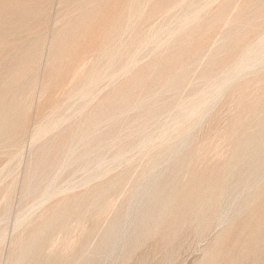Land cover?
<instances>
[{
	"label": "rangeland",
	"instance_id": "1",
	"mask_svg": "<svg viewBox=\"0 0 264 264\" xmlns=\"http://www.w3.org/2000/svg\"><path fill=\"white\" fill-rule=\"evenodd\" d=\"M8 1L5 0V2L7 3L6 4L1 0L0 2L1 3L3 2V4L1 3L0 4L2 6L4 4L9 6L14 2L20 3L21 0H11L9 2ZM30 1L31 0H27V1L22 0V4L23 2L25 3L28 2L31 4L33 1H34L33 4L34 3L36 4V5L32 4L35 7L34 8L35 13L33 14L31 18L21 17V19H18V17L20 16H17V20H15L16 19L14 17L15 15L11 18V16L9 15H12V13L11 12H10L11 14L7 13L9 11H12V9H9V11L7 10L6 12L7 14H4V12L0 11L2 12V14H0V19L2 18L0 21L1 22L0 25L4 26V24L6 25L9 21L11 23H14L10 27L6 25L5 27L7 28L0 26L1 28L0 31L2 30L0 35L4 37L2 38L0 36V38L3 40V42L4 41L6 42V39H7L6 43L5 42L3 43L2 40L0 41V45H1L0 55L2 54L0 56V234H5V236L8 237L9 241L10 239L13 240L16 236L19 238V235H20V238H24L26 236V233L24 232L23 233L24 235L23 234L21 235V233L23 229H26V227L21 228L16 233L14 232L17 219H23V217L29 218L31 216L29 218V222H30V226L33 228V226L36 224L37 221H39V219L44 218L42 220L43 222L46 219L50 218L52 212H53L52 215L58 212L57 213L58 215H62V217L69 219L68 227L71 226L70 229L68 228V230L65 231L64 234L60 236L62 238L60 239L59 237L58 239H60L61 242L64 241L65 243H68L69 247H71L72 249L74 248V245L76 246L78 245L80 241V240L78 241V238L80 237L79 235H81L80 231H82L83 228L88 229V228H93L94 226H97L98 220L100 221V224L102 222H106L105 224L102 223L103 225H100L98 223V225H100L99 227L101 228V230L100 228H96L95 230L96 235H94L92 237L93 240H91V241L95 240V242L91 243V241H89L91 244L96 245L97 242L101 241V236L108 229L111 222L120 214L121 210L123 211L125 209L123 207L127 206V203L130 197L129 195L130 193H132V190L134 191L141 183H143L142 181H144L145 176H147L151 172V165H152L153 159H155L159 155L160 152H163L167 149L168 142H170V144H174V143L176 144L177 142H179L180 140L179 135L181 133V130H183V128H185L186 126L191 125V121H188V125L185 124L182 126H181V122L179 121V125H178L177 120L179 117L178 116L179 113H181L180 110L186 108V106L190 104L189 102L200 99L202 95L206 94L205 96L207 97V95L210 94V91L212 93V91L216 89V88H212L214 87L213 85L217 87V85L222 81V79H224L226 75L233 69L235 64L238 66L242 62L243 60L242 55H244L243 53L247 51V49L250 48L251 45H255L259 41H261V39L262 40L264 39V30H263L264 29V25H263L264 24V19H263L264 18V14H263L264 13V2H263L264 0H208L210 5L208 4L209 6L208 5L204 6L206 7V10L203 9L202 7L203 3L204 4L208 3L206 0L205 2L203 0L201 3H199L200 0L199 1L197 0V3L200 4V8H197L196 2L193 3L195 0H192V1L185 0L188 3L191 2V4H188L182 0H173L174 2L171 0H168V3L166 2L167 4H165V1L167 0H164V1L149 0L151 1L150 4L153 6H151L150 4L148 6V3H149L147 2L148 0L144 2L145 4H143L144 0H142V2L141 0H131L132 2H130V0H124V1L122 0L123 2L119 0L122 4H120L118 0H114V1L108 0L107 2L108 5H109V1H113V3H111L112 5L110 6L113 8V10H117V11L105 10L106 9L105 5H107L105 3L103 4L105 0H98V1L97 0H94V1L93 0H77V1L74 0L77 3L73 2V0H38V1L36 0L37 2L35 0H32L31 2ZM183 2H184V5H183ZM48 3H51V4H48ZM70 3H73V4H70ZM101 3L104 6H101L100 5ZM116 3H117V7H116ZM141 3L142 5H140ZM113 4H115V7ZM192 4H194L197 11L195 10V8L191 7L193 6ZM70 5L74 7H71ZM143 5L146 8L145 7L142 8ZM162 5L163 6L165 5V6L163 7ZM180 5L183 7L182 9L183 11L181 10ZM256 5L259 7H257ZM118 6L120 10H118ZM189 6L193 8L194 10L193 9L191 10ZM98 7L99 8L105 7V9L103 8V10H105V12L103 11L104 16H101V14L97 15L96 9H99ZM109 7L107 8L110 9L111 7L110 8ZM129 7L133 8L134 12L136 10L135 13L133 12L135 14L133 15V17H131L130 15V13L132 14V10ZM148 7L150 9H148ZM153 7H156L154 8L155 10L153 9ZM170 7L172 8V10H170ZM144 8L146 10L148 9L147 11L151 15L147 14L148 12H145L146 10H144ZM166 8H169V11L167 9V11L169 12L168 14H167ZM189 8H190V11H193V13L194 12L197 13L200 9L202 11L204 10L205 13L202 14L203 12L200 10L199 14L197 13V17L201 14L202 16H199L200 19H198L199 17L198 18L193 17V19H197L195 20V22H193L194 20H192V16H196V14L194 13L195 14L194 15L192 13L193 15H191V13L189 12ZM218 8L220 9L216 10ZM151 9H153L154 12L151 11ZM140 10L141 12L143 11L142 14H144L145 12L144 16H146L147 14L145 18L140 13ZM164 10L166 11V14H164V17L166 15V17L168 18L162 17ZM100 11L102 12V10L100 9L99 11L97 10L98 14ZM111 11L113 12L110 14ZM214 11L215 13L217 12L220 13L219 14L220 16L218 14H215L216 16H218V18L216 17L213 18V16H215L213 14ZM114 12L115 13L118 12V13L114 14ZM160 12L162 13L161 14L162 16L160 15L161 17L159 18L158 15L160 14ZM250 12H252L253 14ZM95 13L97 15L96 18L98 20L96 22H95L96 18H94L96 16ZM248 13H250L251 15H249ZM38 14L40 15L39 17H38ZM126 14L128 15V17H126L127 16ZM116 15L117 17L115 18L114 16ZM139 15L142 16V19L139 17ZM42 16H43V19L41 18ZM6 17H9V18L6 19ZM104 17L107 18L108 22L104 20L105 19ZM147 17H148V20H147ZM3 18L8 22H5V20L3 21ZM33 18H34V21H33ZM101 18L102 19L104 18V19L102 20ZM163 18H164V21H163ZM188 18H191V21L189 20L191 24L187 20ZM212 18L214 19V21L218 19V22L216 21V23L215 22L213 23ZM12 19L15 21L13 22ZM172 19H174L175 21ZM42 20H44L43 23H42ZM25 21L27 22L25 23ZM99 21H101L102 23L101 27L104 25L102 29L107 27L103 29V31L105 32L98 31L97 28H99L100 23H99V26H97V28L95 27L98 24L97 22ZM114 21H115L116 26L113 23ZM172 21L174 22V24ZM208 21H209L208 23L209 26H211V22L212 24H215V26L213 25L209 28V30L211 29V31L207 30ZM22 23L24 25L19 27ZM116 23H118L119 25ZM157 23L158 24L160 23V26ZM163 23H166V24H163ZM233 23L236 25H234ZM26 25L28 27H25ZM30 25H33V26H30ZM163 25H165L166 27ZM162 26L163 28L165 27L164 29L165 31L163 30L162 33L163 32L165 33L164 34L161 33V35H157V34H160V31L163 29ZM12 27H15V28H12ZM108 27L109 28L112 27L111 30H113L114 33L111 32V30ZM205 27H207L206 33L207 31H209V33L207 34L204 32ZM23 28L26 30H24ZM93 28L94 30H92ZM156 28L158 30L160 29V31L158 30L155 31ZM7 29H10V30L7 31ZM100 29L101 28H99V30ZM201 29H204V30H201ZM182 30H183V33H182ZM109 31L111 34L109 33ZM239 31H242V32L239 33ZM3 32L5 33L8 32V33L5 34ZM10 32L11 33L13 32V33L10 34ZM97 32L99 34H96ZM102 32L103 34L105 33L104 35H108V34L109 35L107 37L106 36L102 37L103 36ZM154 32L155 33L157 32V34H155ZM202 33H204L203 37L201 36ZM153 34L157 36L154 38ZM10 35L12 37H10ZM17 35L19 36L17 37ZM22 35L23 37L22 39H20ZM25 35L27 36L25 37ZM262 35L263 37H260ZM15 36H16L15 41L10 43L12 41L10 38L14 39ZM103 38H106V39L103 40ZM103 41H105L104 44H103ZM123 41L125 42L122 43ZM107 42L109 44L110 43L111 44L113 43V44L112 45L110 44L109 46ZM106 44L108 45V47ZM100 45L102 47L105 46L104 47L105 49L101 48ZM118 45H121V46H118ZM162 46L164 47L162 48ZM110 47L114 49V51L113 49L112 50L110 49L113 54L109 50ZM97 48L98 50L96 51L95 49ZM116 51H117V54H116ZM100 52L102 53L100 54ZM135 52H136V55H135ZM240 53L242 54L240 55ZM99 54L102 55L101 57H104L106 54H108V56L112 54V56L107 57L106 55L107 58L99 59L98 58L100 57ZM131 55L132 56L135 55V57H132ZM115 56H117L116 57L117 59H115ZM82 58H85V60L89 59L90 62L85 68H88L90 70V73H92L94 68L98 66L96 70H94V74L95 72H97L95 74L96 75L95 79L98 76V79H100L101 81L96 79L100 81L98 83V81L94 79L95 81L94 86L96 87V84H97L98 89L97 87L92 88L94 92L92 91V95H91V96L93 95L96 96V94L100 92L97 94L98 96H96L98 99L94 101L95 103H93V100L96 97H94L93 99V97L90 96L89 98L91 99H88V96L84 98L83 96H81L82 93L80 94L81 87L87 80L86 78L88 77V75H90L89 70L88 72H87V69L84 71V69L81 68L80 70L79 64L82 62ZM108 60L112 61L113 64H111V62H109ZM77 61L80 63H78ZM186 63L187 64L189 63V64L187 65ZM112 65H113L112 69H109V67L111 68ZM72 66H74L75 68ZM104 66L108 69L109 72L107 70L106 72L105 69H103ZM227 67H228V70H227ZM255 67L256 69L254 68L253 69L250 68L251 70L247 69L242 75V77L243 76L244 77L240 79V81L242 80L243 82L235 81L233 84V87H231L229 91L226 94H224V96L221 97V99H219V101H216L213 103L210 102L211 104L209 105L211 107V110L208 114H206L205 118H203L204 116L198 113L201 115L203 120L196 114L192 116L193 121H196V123H198L199 125L198 124L195 125L197 126V128L193 127L194 134H193L192 139L190 140L189 143H187V145L182 147L181 152L179 154L180 156H182V158H187V161L183 165L184 167L182 166L184 159H181L180 156H179L180 160L176 164L178 167H176L174 162H173L174 164L169 163V165L167 163L165 166H163V164L165 163L161 164L162 166L159 165L160 168L164 167L163 169L161 168L162 171L160 168L158 169V171L160 170L163 173L161 177L162 179L161 181L162 183L165 181V183L163 184L168 185L167 190L170 191L171 196L174 198L173 203L164 208L163 214H162V220H161L159 228L153 234L149 235L146 239H144L139 244V246H137L134 250H132L130 255L125 256V257L121 255L116 256L108 261L102 262L101 264H167L168 263L167 260L172 254H174V257L170 264H199L206 257V250L210 246H214L218 239L220 240V243L217 244L216 247L219 250L220 254H219V260L217 264H229L230 262L229 255L235 252H239L240 250L243 249L247 240L251 237L254 231L258 229L261 225L260 223L262 221V215L258 214L259 213L258 206L264 205V183L262 185V190H261L262 196L260 195L261 198L259 201L258 200L256 201L254 200V198H251V201L248 204L249 207L245 210V212L242 215H239L234 221L227 223L226 224L227 226H225V224L221 225V227L214 226L212 228L213 230H210L209 233L206 234L204 238L199 237L197 233V222H194L193 221L194 219L193 220L191 219L192 214L188 212L187 214L184 215V214H181L182 212L180 211L186 210V206L182 204V197H184L185 193L190 189V187L196 186V188L199 190L198 194L204 195V193L206 192V188H207L206 186L209 184V182L221 183L223 181L227 164L228 162L233 160L234 155L236 153V148H237L236 138L232 137L233 135L229 132L231 128L229 127H233V125H235V122H237V118L238 120L239 118L240 119L244 118L245 116L244 113H246L247 117H249L250 116L249 109H251L250 113L252 114V116L250 117L252 119V117L254 118L253 115L255 111L262 109V107L264 106V98H262L264 97V93L261 94V92L264 90V66H261V67L255 66ZM98 68L100 70H98ZM72 69H75V70H72ZM127 69L128 70L130 69V70L128 71ZM76 71H79V72L81 71V72L77 76H75L76 79H74L73 77H74V74L76 75ZM85 72L89 74H86L87 75L86 76L84 75ZM102 73H103V76H102ZM258 73L259 75H257ZM111 74L113 75L115 74L114 77ZM72 75H73L72 77L73 79H71ZM110 75L112 76L111 78H110ZM175 78L177 79L174 80ZM70 79L71 81L74 80V82H71L69 84ZM259 80L262 82H260ZM29 84L30 85L32 84V86H29ZM42 84L46 87H44ZM170 84L171 86H169ZM258 84L259 85L262 84V85L258 87L257 86ZM21 87H24L22 88V91H21ZM210 87L211 89H209ZM239 87H240V90H238ZM27 89L28 90L31 89L32 93L30 92L31 90L27 91ZM246 89H248V92ZM202 90L204 92H202ZM206 90L209 92H207ZM231 90H232L233 96L230 95ZM235 91H237V93ZM239 91H242L240 93L241 95L238 94ZM254 91L256 94L254 93ZM201 92L204 94H201ZM244 92H247V95ZM257 92H258V95H257ZM228 93L230 95V98H229ZM28 94L29 96H27ZM198 94L199 95L201 94V96H199ZM250 94L252 95V99H254V101H256L257 103L256 107H254L256 103L254 104V101H252V99L250 98L251 96ZM254 94L256 95V97L257 96L259 97L260 94L262 95L260 100H263L262 101L263 104L259 100L260 97L259 98L257 97L258 101L257 99L255 100ZM238 95L240 97L242 96L243 98L241 97L242 98L241 99ZM227 96L229 99L227 98ZM235 97L239 99H235ZM231 98L234 99L235 103L239 101V103H237V106L234 105L233 100H232V103L230 102ZM226 99H228L229 102L226 101ZM87 100H90V102L92 100L91 104L88 105V102H86ZM96 101L98 103H96ZM243 101L248 106L247 105L243 106L242 105L244 104ZM83 102L85 103L83 104ZM207 102L209 103V99ZM81 103L83 105V109L78 108ZM229 103H231V105ZM249 103L251 104V106ZM232 104L234 105L233 107H231ZM84 105L85 107L86 106L87 107L89 106V107L86 108L85 110ZM238 105L239 107H242V106L243 107L239 108ZM235 106L238 107L237 109L238 111L240 110L238 114H236L237 111L234 110ZM93 107L95 108L93 109ZM178 107L180 108L178 109ZM207 107L209 106L207 105ZM156 108H159V109L161 108V110L156 109ZM252 108L253 109L257 108V109L253 110ZM77 109H79L80 112ZM80 109H82L84 112L82 113V110ZM243 109L244 110L246 109V111L247 110L249 111L244 112ZM96 110L98 112H95ZM151 110L152 112H150ZM155 110H158V113ZM144 112L146 114H144ZM147 112L148 114L149 113L150 114L147 115ZM89 115L91 116V118ZM237 115H239V117ZM69 116L70 117L72 116L71 119ZM197 116L200 119H198ZM235 116H236V119H234ZM67 118H69L70 121H68ZM63 119L64 121L65 120L67 121V124L63 122ZM80 120H82V122H80ZM89 120L90 121L92 120L93 122L91 123ZM200 120H202L201 123L198 122ZM230 120L231 121L236 120V121L231 122ZM96 121L98 122L99 126H97L98 128H96L95 133L92 134V132H90L92 131V127H89V126H92L93 123L94 124L96 123L97 125ZM214 121L215 122L217 121V122L215 123ZM131 123L133 124V126ZM194 123L195 122H193L192 124L194 125ZM228 123L230 124L228 125ZM178 126L181 127L179 128V130H178ZM212 127H215V128H212ZM76 128L78 129V131ZM176 129L178 132L176 131ZM254 129L256 128L255 127L252 128V130ZM79 130L83 132L81 133L80 131L81 134L79 133V136H77ZM46 131L47 132L49 131L48 136L46 135L47 133H45ZM207 131L209 132L208 134H207ZM211 131L212 133H210ZM88 132H90L91 134ZM83 133H84L85 138L88 136L87 138L89 139V141L85 139L84 137H82ZM177 133H179V135H177ZM213 133H215L214 134L215 137L213 136L214 137L213 140L215 142L212 140V136H211V134L213 135ZM217 133L219 135H217ZM220 133H222L223 136L224 135L225 136L221 137L222 134ZM74 134H76L75 137L77 136V138H75L74 136L72 137V135ZM80 136L82 137V139H80L81 138ZM146 136H147L146 142H141L144 139L143 137H146ZM176 136L178 139L173 138ZM201 137L203 139H201ZM231 137H232V140H231ZM83 138L86 140L85 141L86 143L84 142ZM148 138H150V140ZM206 138L208 139L207 140L208 142H206ZM218 138L221 141H225L226 144L223 142L224 147L222 146L223 143L219 141ZM75 139L77 143H79V147L77 146L76 143L75 145H73L74 143H72V141L74 140L73 142H76ZM77 139L78 140L80 139L82 142L81 141L78 142ZM96 139L98 141H95ZM139 139L141 143H144V144L146 143V144L145 145L137 144L139 143L138 142ZM165 140L166 141L168 140V142H164ZM175 140H177V142H175ZM202 140L206 144L208 143L211 144L210 148L212 149L211 150L210 148L207 149L209 152L207 150L205 151L204 148L202 149V146L204 143ZM161 141L164 142L165 144L167 143V145L162 144ZM92 142L94 143L96 142V143L94 144ZM213 143L215 145L212 146ZM158 144L162 146L164 145V146L159 147ZM215 146H218L217 147L218 149L221 148L219 149V152L223 154L224 157L223 155L220 156L221 154L218 151H217L218 153L215 151V149L217 150V148L214 149ZM64 147L65 149L63 150ZM81 147H84V149ZM93 147L95 150L93 149ZM70 148L72 150L74 149L73 151L74 153L76 152L75 153L76 155L72 152ZM68 149L71 151V152L69 151L70 153L68 152ZM203 151L204 153L206 152L205 154L210 153L209 155L211 156V153H212L213 154L212 156L214 155L215 156L210 157L209 155H206L208 156L209 159L205 156V158H200L202 161L198 160L199 156L203 154L202 153ZM118 153L119 154L124 153L126 155V157L124 156V158H127V159L124 161L121 160V162H119V160L117 161L114 159L113 161L112 158H114V156L117 155ZM196 153L198 156L196 155ZM69 154H71L72 157ZM195 156H197V158ZM99 158H100V161H102V159H105L103 161L107 163V164H104L103 161L101 162L103 163L101 167L103 168L104 166L103 168L104 170L101 169V167L97 168L99 167L97 166V160L99 161ZM206 158L208 159L210 163L207 161ZM67 159H69L70 161L69 160L67 161ZM195 159L197 162L198 161L199 162L196 163ZM106 160L113 161V163L110 161L107 162ZM219 160L221 161L224 160V161L221 162ZM188 161L190 162L188 163ZM194 161L197 164V166L195 165ZM212 161H214L213 163L216 167L213 164L210 165ZM203 162L204 164L202 165ZM109 163H112V164L109 165ZM216 163L218 165H216ZM60 164L64 166L63 169L62 168L58 169L61 166ZM81 164L82 165L85 164L84 167ZM171 164L173 166L170 168ZM205 164L206 165L208 164L210 168L209 170L207 169L208 166H206ZM185 165L186 166L190 165L191 167L189 168L187 166V168H189L187 169ZM95 166H97L96 169H95ZM110 166H113L111 167L113 168L112 171H110V169L109 170L107 169ZM213 166H214L213 169L215 172L221 169L219 173L217 172L218 175L217 174L214 175L215 172L212 171ZM217 166L220 168L219 170ZM173 167L179 168V170L178 169L175 170ZM193 167L195 168L193 169ZM196 167L197 168L201 167L202 170L201 169L196 170ZM168 168L170 169L173 168L172 170L175 171V174L172 173L174 172L172 170L167 171V170H170ZM203 168H205L206 170ZM194 170L196 172H194ZM203 170L205 172L204 174L201 173ZM209 171L211 172L210 175H209L210 173ZM154 172H157V170ZM104 173L108 177H106ZM171 174L173 175V177ZM207 174H208V177H207ZM170 175H171L170 177L171 180L169 179ZM164 178L169 179V180L167 179L168 183L166 182V179ZM212 178L213 179L215 178V179L212 180ZM51 179L53 182L51 181ZM111 185H114L116 187L113 186L111 190L108 191L107 188ZM44 189L47 192L44 191ZM50 189L52 191L55 190L56 196L58 195L59 196L58 197L55 196L56 197L55 199H53L54 197L49 200H47L46 198L44 199L43 196L46 197V194L50 193ZM113 192H117L116 195ZM79 193H82V195L80 196H84V197L82 198L80 197L76 199L78 200L77 202L75 200V197H73V195L76 194L75 196L78 197ZM71 194L73 195L71 196ZM68 196H70V198ZM67 197L69 198V200H73V199L74 200L69 202ZM109 198L111 200H109ZM63 199L68 200L70 204H72L71 202H73L75 206L73 204L72 206H69L70 204L67 201L64 202L65 200L63 201ZM58 200L63 201L62 203H65V205L67 203V205L63 207L64 204L62 205L60 201H59L60 206L57 205L58 203L55 204V202L56 201L58 202ZM43 201L44 203L45 201L47 202L45 203L46 205L45 204L43 205L42 203ZM106 202L112 206L109 207L110 212L108 210L109 213L104 214L102 211L105 207ZM52 204H54V206H51ZM56 205L58 206V208L56 207ZM50 206L55 207L54 209L56 210L57 209L59 210L54 213L55 210L53 208H50ZM39 207H42V208H39ZM223 208H226L225 204H223L216 210L217 211L222 210ZM106 214L107 215L109 214L110 216L109 215L107 216ZM179 215H183V217H179ZM107 217H109L108 218L109 220L107 219L108 221L106 220ZM212 217L213 215H209V218L212 219ZM64 218H61V219L63 220ZM96 218H99V219L96 220ZM91 219H93V222L94 220H96L97 223L94 222L95 223L94 224ZM173 227H178L180 236L177 240H174L173 242H171L168 240V238L173 231L172 230ZM29 228L30 227L28 226L26 231H28ZM99 231L101 232L104 231V232L100 233ZM97 232L99 233L97 234ZM69 234L72 236V238H70V243L67 241V239L69 240ZM58 241L59 240H57V242ZM75 241H77V244ZM71 242L72 243L75 242V243L72 245ZM226 242H229V244ZM90 243H88V245ZM58 244H60V241ZM91 244L89 246H91ZM223 245L225 246L224 248H223ZM11 250L12 248H11V245L9 244L7 245L6 249L5 247H3V251L5 255H8L11 252ZM76 261L77 260H75L74 263Z\"/></svg>",
	"mask_w": 264,
	"mask_h": 264
},
{
	"label": "bare ground",
	"instance_id": "2",
	"mask_svg": "<svg viewBox=\"0 0 264 264\" xmlns=\"http://www.w3.org/2000/svg\"><path fill=\"white\" fill-rule=\"evenodd\" d=\"M1 1V0H0ZM4 3H6L5 2V0H2ZM8 1V0H7ZM9 1H11V0H9ZM8 1V2H9ZM24 1V0H23ZM25 1H27V0H25ZM32 1V0H31ZM30 1V2H31ZM36 1V0H35ZM38 1V0H37ZM36 1V2H37ZM75 1H77V0H75ZM74 0H73V2H75ZM94 1V0H93ZM98 1V0H97ZM114 1V0H113ZM113 1H109V5H108V0H105L104 2H103V4L105 3V4H107V5H105V7H106V9H105V7H103L105 10H107V11H109V10H113V8L110 6V5H112L111 3H113ZM119 1V0H118ZM120 1H122V0H120ZM119 1V2H120ZM124 1V0H123ZM122 1V2H123ZM152 1V0H151ZM151 1H147V2H149L148 3V6H149V4H150V2ZM162 1H164V0H162ZM171 1H173V0H171ZM182 1H185V0H182ZM182 1H180V2H182ZM187 1V0H186ZM185 1V2H186ZM188 1H190V0H188ZM192 1V0H191ZM199 1V0H198ZM203 0H200V2L199 3H201ZM208 3L206 4H204L203 3V9H205L206 10V7H204V6H206V5H208L209 4V1L208 0H206ZM3 2L1 3V4H3ZM17 2V1H16ZM29 2V1H28ZM25 3V2H23V4H22V0L20 1V3L19 2H17V3H12L11 5H1L0 4V11H2V12H4V14H7V13H9V14H11L12 13V15H9V16H11V18L14 16L16 19L15 20H17V16H20V17H18V19H21V17H26V18H31L32 16H33V14L35 13L34 12V6L33 5H36L35 3L33 4V2L30 4V3ZM45 2V1H44ZM58 2H60V1H58ZM101 2V1H100ZM118 2V3H119ZM127 2H129V1H127ZM130 2H132L131 0H130ZM137 2V1H136ZM135 2V3H136ZM140 2V1H139ZM141 2H142V0H141ZM144 2H146V0H144L143 1V4H145ZM168 3V0L167 1H165V4H167ZM174 2V1H173ZM173 2H172V4H173ZM197 3V0H195L193 3ZM204 2H205V0H204ZM246 2V1H245ZM264 2V1H263ZM43 3V2H42ZM75 3H77V2H75ZM74 3V4H75ZM85 3V2H84ZM90 3V2H89ZM164 3V2H163ZM186 3H188V2H186ZM213 3V2H212ZM7 4V3H6ZM9 4V3H8ZM33 4V5H32ZM44 4V3H43ZM48 4H51V3H48ZM53 4V3H52ZM70 4H73V3H70ZM102 3L100 4L101 6H104ZM120 4H122L121 2H120ZM188 4H191V2H189ZM259 4V3H258ZM261 4V3H260ZM263 4V3H262ZM38 5V4H37ZM68 5V4H67ZM66 5V6H67ZM97 5H98V3H97ZM99 5V6H100ZM114 5V7H115V4H113ZM119 5V4H118ZM140 5H142V3L140 4ZM151 5V4H150ZM169 5V4H168ZM183 5H184V2H183ZM193 6H191V7H193V8H195V6H194V4H192ZM196 5V4H195ZM210 5V4H209ZM208 5V6H209ZM243 5V4H242ZM69 6V5H68ZM71 7H74V6H72V5H70ZM94 6V5H93ZM112 8H110V7ZM147 6V5H146ZM151 6H153V5H151ZM163 6V5H162ZM165 6V5H164ZM163 6V7H164ZM171 6V5H170ZM181 6V5H180ZM189 6V7H190ZM197 8H200V4H198L197 3ZM247 6V5H246ZM252 6V5H251ZM257 6V5H256ZM40 7H42V6H40ZM49 7H50V5H49ZM107 7H109L110 9H108ZM116 7H117V3H116ZM133 7V6H132ZM140 7V6H139ZM143 7H145L144 5L142 6V8ZM157 7V6H156ZM156 7H153V9L154 8H156ZM169 7V6H168ZM172 7H173V5H172ZM190 7V8H191ZM250 7V6H249ZM257 7H259V6H257ZM45 8V7H44ZM96 8V7H95ZM99 8V7H98ZM102 8V7H101ZM101 8H99L100 10H102V12L100 13L99 12V14H98V12H97V10L99 11V9H96V13H97V15H100L101 14V16H104V14H103V11L105 12V10H103V8L101 9ZM131 10H132V14L130 13V15H131V17H133V15H135L134 13L136 12V10H135V12L133 11V8H131V7H129ZM141 8V7H140ZM146 8V7H145ZM144 8V10H146ZM188 8V7H187ZM190 8H189V12L191 13V15H193L194 13L196 14V16H192V20H194L193 22H195V20H197V19H193V17H197V13L199 14V12H200V10L196 13V12H194L193 13V11H190ZM193 8H191V10L193 9ZM9 9H12V11H9ZM47 9V8H46ZM55 9V8H54ZM68 9V8H67ZM126 9V8H125ZM130 9H129V11H130ZM148 9H150L149 7H148ZM147 9V10H148ZM153 9H151V11H153ZM159 9V8H158ZM162 9V8H161ZM167 9H168V11H169V8H166V11H167ZM176 9V8H175ZM175 9H174V11H175ZM183 9V7L181 6V10ZM220 8H218V9H216V10H219ZM248 9V8H247ZM251 9V8H250ZM255 9V8H254ZM7 10L9 11V12H7ZM56 10V9H55ZM69 10V9H68ZM82 10V9H81ZM84 10V9H83ZM118 10H120V8H119V6H118ZM143 10V9H142ZM145 11V12H148V11ZM155 10V9H154ZM170 10H172V8L170 7ZM188 10V9H187ZM194 10V9H193ZM195 10H196V8H195ZM260 10V9H259ZM263 10V9H262ZM41 11V10H40ZM44 11V10H43ZM95 11V10H94ZM113 11H117V10H113ZM113 11H111L110 12V14L113 12ZM166 11L164 10V12H163V16L161 15L162 13L160 12V14L158 15L159 16V18L162 16V17H164V14H166ZM167 11V14L169 13ZM183 11V10H182ZM197 11V10H196ZM202 11V10H201ZM2 12H0V14H2ZM7 12V13H6ZM11 12V13H10ZM45 12V11H44ZM54 12V11H53ZM127 12V11H126ZM134 12V13H133ZM145 12H144V14H145ZM154 12V11H153ZM153 12H152V14H153ZM181 12V11H180ZM184 12H186V11H184ZM183 12V13H184ZM203 12V13H202ZM201 13L202 14H204L205 12H204V10L202 11ZM245 12V11H244ZM259 12V11H258ZM42 13V12H41ZM41 13H39V14H41ZM96 13H95V15H96ZM107 13V12H106ZM109 13V12H108ZM118 13V12H117ZM117 13H115L114 12V14H117ZM123 13H125V12H123ZM140 13L142 14L143 13V11L141 12V10H140ZM189 13V14H190ZM193 13V14H192ZM200 13V14H201ZM250 13H252V12H250ZM250 13H248L249 15H251ZM38 14V17L40 16ZM45 14V13H44ZM129 14V13H128ZM144 14H142L143 16H144ZM147 14H149V15H151L149 12L147 13ZM147 14H146V16H147ZM185 14V13H184ZM194 14V15H195ZM202 14L201 15H199V16H202ZM214 15L215 14H220L219 12H217V13H215V11H214V13H213ZM247 14V15H248ZM253 14V13H252ZM264 14V13H263ZM8 15H6V16H8ZM43 15V14H42ZM97 15L94 17V18H96L97 17ZM127 15V14H126ZM125 15V16H126ZM161 15V16H160ZM170 15V14H169ZM168 15V16H169ZM188 15V14H187ZM205 15H207V14H205ZM221 15H222V13H221ZM244 15H245V13H244ZM100 16V17H101ZM113 16V15H112ZM146 16H144V18L146 17ZM198 16V17H199ZM220 16V15H219ZM226 16V15H225ZM115 18L117 17V15L116 16H114ZM126 17H128V15L126 16ZM136 17H138V16H136ZM139 17L142 19V16H140L139 15ZM165 17H166V15H165ZM164 17V18H165ZM191 17V16H190ZM197 17V18H198ZM205 17V16H204ZM218 18V16H213V18ZM259 17H261V16H259ZM4 18H5V16H4ZM3 18V21L5 20ZM9 17H6V19H8ZM34 18H35V16H34ZM34 18H33V21H34ZM42 19H43V16L41 17ZM45 18V17H44ZM50 18V17H49ZM88 18V17H87ZM105 18V17H104ZM103 18V19H104ZM150 18V17H149ZM164 18H163V21H164ZM166 18H168V17H166ZM183 18V17H182ZM187 18V17H186ZM212 18V19H213ZM239 18V17H238ZM2 19V18H1ZM1 19H0V21H1ZM40 19V18H39ZM99 19V18H98ZM102 19V18H101ZM102 19V20H103ZM127 19V18H126ZM138 19V18H137ZM171 19V18H170ZM169 19V20H170ZM198 19H200V17L198 18ZM202 19V18H201ZM212 19H210V20H212ZM255 19V18H254ZM264 19V18H263ZM10 20V19H9ZM15 20H13L12 19V21L14 22ZM31 20V19H30ZM104 20H106V22H108L107 21V18H105ZM111 20V19H110ZM147 20H148V17H147ZM150 20V19H149ZM160 20V19H159ZM172 20H174V19H172ZM186 20V19H185ZM188 21L190 20L191 21V18H188L187 19ZM237 20V19H236ZM245 20V19H244ZM258 20V19H257ZM256 20V21H257ZM28 21V20H27ZM27 21H25V23L27 22ZM43 21L44 20H42V23H43ZM96 21H98L97 20V18H96V20H95V22ZM127 21V20H126ZM143 21H145V20H143ZM143 21H142V23H143ZM175 21V20H174ZM181 21V20H180ZM190 21H189V23H190ZM216 21L218 22V19H216L215 21H214V19H213V23L215 22L216 23ZM239 21V20H238ZM242 21V20H241ZM260 21V20H259ZM5 22H8V21H6L5 20ZM10 22V21H9ZM7 23L6 25L7 26H12V24H14V23ZM32 22V21H31ZM30 22V23H31ZM159 22V21H158ZM170 22V21H169ZM173 22V21H172ZM192 22V23H193ZM234 22V21H233ZM20 23V22H19ZM98 24L95 26L96 28H97V26H99V23H100V26H99V28H101L102 29V27H104V25L101 27V25H102V23H101V21H99V22H97ZM110 23V22H109ZM114 23V25H115V21L113 22ZM147 23V22H146ZM196 23H197V21H196ZM209 21L207 22V26H208V29L207 30H209V28L211 27V26H215V24H212V22H211V26H209ZM256 23V22H255ZM261 23V22H260ZM0 24H1V22H0ZM28 24V23H27ZM89 24V23H88ZM107 24V23H106ZM116 24H118V23H116ZM127 24V23H126ZM132 24V23H131ZM158 24V23H157ZM156 24V25H157ZM162 24V23H161ZM163 24H166V23H163ZM167 24H169V23H167ZM171 24V23H170ZM173 24H174V22H173ZM191 24V23H190ZM234 24V23H233ZM5 24H4V26L3 25H0V26H2V27H5L6 26ZM16 25V24H15ZM19 25V24H18ZM24 24L22 23L19 27H21V26H23ZM39 25V24H38ZM52 25V24H51ZM119 25V24H118ZM117 25V26H118ZM129 25V24H128ZM133 25V24H132ZM139 25V24H138ZM159 26H160V23L158 24ZM157 25V26H158ZM176 25V24H175ZM181 25V24H180ZM200 25V24H199ZM206 25V24H205ZM234 25H236V24H234ZM264 25V24H263ZM30 26H33V25H30ZM29 26V27H30ZM35 26V25H34ZM106 26V25H105ZM108 26V25H107ZM116 26V25H115ZM127 26V25H126ZM163 26H165V25H163ZM163 26H162V28H163ZM191 26V25H190ZM204 26V25H203ZM238 26V25H237ZM242 26V25H241ZM19 27H17V28H19ZM25 27H28L27 25L25 26ZM39 27V26H38ZM51 27V26H50ZM113 27V26H112ZM111 27V28H112ZM128 27V26H127ZM134 27V26H133ZM138 27V26H137ZM166 27V26H165ZM165 27L160 31V29L158 30L157 28H156V30L155 31H160V34H157V32L155 33V34H157V35H161V33H162V31L165 29ZM172 27V26H171ZM183 27V26H182ZM181 27V28H182ZM187 27V26H186ZM202 27V26H201ZM235 27V26H234ZM5 28H7V27H5ZM12 28H15V27H12ZM76 28V27H75ZM99 28H97L98 29V31L99 32H101V31H103V29H105V28H107V27H105V28H103L102 30L100 29L99 30ZM109 28V27H108ZM111 28H109L110 30H111ZM126 28V27H125ZM129 28V27H128ZM175 28V27H174ZM180 28V27H179ZM190 28V27H189ZM206 28L207 27H205V30L204 29H201V30H204V32L206 33ZM213 28V27H212ZM241 28V27H240ZM1 29V28H0ZM21 29V28H20ZM24 29V28H23ZM34 29V28H33ZM32 29V30H33ZM78 29V28H77ZM121 29V28H120ZM133 29V28H132ZM142 29V28H141ZM171 29V28H170ZM178 29V28H177ZM187 29V28H186ZM192 29V28H191ZM228 29V28H227ZM248 29V28H247ZM252 29V28H251ZM8 30H10V29H7V31ZM13 30V29H12ZM18 30V29H17ZM24 30H26V29H24ZM92 30H94V28L92 29ZM153 30V29H152ZM181 30V29H180ZM232 30V29H231ZM264 30V29H263ZM2 31V30H1ZM1 31H0V33H1ZM5 31V30H4ZM22 31V30H21ZM150 31V30H149ZM165 31V30H164ZM200 31V30H199ZM209 31H211V29L209 30ZM209 31H207V33H209ZM250 31V30H249ZM15 32V31H14ZM103 32H105V31H103ZM103 32H102V34H103ZM111 32H113L114 33V31L113 30H111ZM121 32V31H120ZM147 32V31H146ZM151 32V31H150ZM185 32V31H184ZM202 32V31H201ZM240 32H242V31H239V33ZM3 33H5V32H3ZM6 33H8V32H6ZM5 33V34H6ZM13 33V32H12ZM11 32H10V34H12ZM109 33H110V31H109ZM159 33V32H158ZM165 32H163L162 34H164ZM182 33H183V30H182ZM206 33V34H207ZM230 33V32H229ZM96 34H99L98 32L96 33ZM101 34V35H102ZM105 34V33H104ZM103 34V36L102 37H107L109 34L108 33H106V34H108V35H104ZM111 34V33H110ZM155 34H153V36H154V38L157 36V35H155ZM179 34H181V33H179ZM195 34V33H194ZM203 34L204 33H202L201 34V36L203 37ZM232 34V33H231ZM4 35V34H3ZM114 35H116V34H114ZM148 35V34H147ZM238 35V34H237ZM1 36V35H0ZM19 35H17V37H18ZM27 35H25V37H26ZM98 36H100V35H98ZM166 36V35H165ZM186 36V35H185ZM2 37V36H1ZM10 37H12L11 35H10ZM22 37H23V35L21 36V38L20 39H22ZM24 37V38H25ZM151 37V36H150ZM162 37H163V35H162ZM260 37H263V35L262 36H260ZM2 38H4V37H2ZM7 38V37H6ZM5 38V39H6ZM9 38V37H8ZM15 38H16V36L14 37V39H12V38H10L12 41L10 42V43H12V42H14L15 41ZM152 38V37H151ZM158 38V37H157ZM156 38V39H157ZM170 38V37H169ZM255 38V37H254ZM257 38V37H256ZM9 39V40H10ZM104 39H106V38H103V40ZM110 39V38H109ZM184 39V38H183ZM2 39L0 38V41H1ZM18 40V39H17ZM224 40V39H223ZM228 40V39H227ZM259 40V39H258ZM106 41V40H105ZM105 41H103V44H104V42ZM143 41H145V40H143ZM235 41V40H234ZM252 41V40H251ZM2 42H3V40H2ZM5 42V41H4ZM3 42V43H4ZM6 42H7V39H6ZM5 42V43H6ZM9 42V41H8ZM111 42V41H110ZM125 41H123L122 43H124ZM193 42H194V40H193ZM199 42V41H198ZM247 42V41H246ZM108 43V42H107ZM230 43V42H229ZM9 44V43H8ZM103 44H102V46H103ZM109 44V43H108ZM111 44V43H110ZM110 44H109V46H110ZM113 44V43H112ZM111 44V45H112ZM142 44V43H141ZM173 44V43H172ZM204 44V43H203ZM232 44V43H231ZM235 44H237V43H235ZM4 45V44H3ZM7 45V44H6ZM107 45V44H106ZM144 45V44H143ZM201 45V44H200ZM8 46V45H7ZM6 46V47H7ZM101 45H100V47L101 48H104V47H102ZM118 46H121V45H118ZM122 46H123V44H122ZM138 46V45H137ZM165 46V45H164ZM164 46H162V48L164 47ZM227 46V45H226ZM250 46V45H249ZM0 47H1V45H0ZM4 47V46H3ZM99 47V48H100ZM107 47H108V45H107ZM112 47V46H111ZM109 48V50L111 49H113V48ZM139 47V46H138ZM230 47V46H229ZM246 47V46H245ZM100 48V49H101ZM114 48H116V47H114ZM118 48V47H117ZM160 48V47H159ZM237 48V47H236ZM105 49V48H104ZM242 49V48H241ZM4 50V49H3ZM12 50V49H11ZM96 51L98 50V48L97 49H95ZM102 50V49H101ZM110 50V51H111ZM159 50V49H158ZM113 51H114V49H113ZM130 51V50H129ZM136 51V50H135ZM192 51H193V49H192ZM0 52H1V50H0ZM105 52V51H104ZM107 52H108V50H107ZM137 52V51H136ZM136 52H135V55H136ZM240 52V51H239ZM102 52H100V54H101ZM111 53H112V51H111ZM120 53V52H119ZM126 53V52H125ZM181 53V52H180ZM202 53V52H201ZM230 53V52H229ZM6 54V53H5ZM4 54V55H5ZM14 54V53H13ZM13 54H12V56H13ZM99 54V55H100ZM113 54V53H112ZM112 54L111 55H109V56H112ZM116 54H117V51H116ZM226 54V53H225ZM242 53H240V55H241ZM244 55H242L243 57H242V62L237 66L235 63V66L234 65H232V66H234L233 67V69L226 75V77L224 78V79H222V81L217 85V87L215 86V85H213L214 87H212V88H216V89H212L213 91H212V93H211V91H210V94H208L207 95V97L205 96L206 94H204V93H202V92H204L203 90H202V92H201V94H204V95H202V97L200 98V99H198V100H194V101H192V102H189L190 104L188 105V106H186V108H184V109H182V110H180L181 111V113H179V117H178V125H179V121L181 122V126L182 125H188V121H191V125L190 126H186L185 128H183V130H181V133H180V135H179V133H177V135H179L178 137H179V142H177V140H175V142H177L176 144L174 143V144H170V142H168V140L166 141H164V142H168V147H167V149L165 150V151H163V152H160L159 153V155L155 158V159H153V162H152V165H151V172L147 175V176H145V178H144V181H142L143 183H141L134 191L132 190V193H130V197H129V200H128V203H127V206L125 207H123V208H125L123 211L121 210V212H120V214L111 222V224L109 225V227H108V229L104 232V231H99L100 233H103L104 232V234L101 236V241H99V242H97L96 243V245H93V244H91L92 242H95V240L94 241H91V240H93V236L94 235H96V233H95V230H96V228H100L99 226L100 225H103V224H105L106 222H102L101 224H100V221L98 220L97 222L100 224V225H98V223L96 222V220L97 219H99V218H96V220H94V222H96L97 223V226H94L93 228H88V229H86V228H83L82 229V227H81V229H82V231H80L81 233V235H79L80 237V239L78 238V241H79V243H78V245L76 246V245H74V248L72 249L71 247H69V244L68 243H65L63 240V242H61V238L62 237H60L62 234H64V232L65 231H67L68 230V228L70 229V227H68L69 226V219H67V218H64V217H62V215H58L57 213V215L56 214H54V215H52V213H51V216H50V218H48V219H46L45 221H43L42 222V220L44 219H39V221H37L36 222V224L33 226V228L30 226V222H29V218L31 217H29V218H25V217H23V219H17V222H16V226H15V228H14V232L16 233V232H18L21 228H25L26 227V229H23L22 230V233H21V235L25 232L26 233V236L24 237V238H20V235H19V238L16 236L13 240H11L10 239V241H9V239H8V237H6L5 236V234H0V264H101L102 262H105V261H108V260H110V259H112V258H114V257H116V256H123V257H125V256H128V255H130L131 254V252H132V250H134L137 246H139V244L144 240V239H146L149 235H151V234H153L158 228H159V226H160V223H161V220H162V214H163V210H164V208L165 207H167V206H169V205H171L172 203H173V200H174V198L171 196V194H170V191L169 190H167L168 188H167V186L168 185H164L163 183H165V181L162 183V179H161V177H162V175H163V173L161 172L162 171V169L164 168H160L159 167V165H161V164H163V163H165V164H163V166H165L167 163H168V165H169V163H175V165L178 163V161L180 160V158L181 159H184L183 160V163H182V166L185 164V162L187 161V158H182V156H180L179 154H180V152H181V149H182V147H184L185 145H187V143H189L190 142V140L192 139V137H193V132H194V129H193V127H196L197 128V126H195L196 124H198V123H196V121H193V119H192V116H194L195 114L196 115H198L201 119H202V117H201V115L202 116H204L203 118H205L206 117V114H208L209 112H210V110H211V107H210V105L209 104H211V103H213V102H216V101H219V99H221V97H223L224 96V94H226L228 91H229V89L231 88V87H233V84H234V82L235 81H240V79H242L243 77H242V75H243V73L247 70V69H256V67L255 66H264V39L262 40L261 39V41H259L257 44H255V45H251V47L250 48H248L247 49V51H245L244 53H243ZM2 55V54H1ZM0 55V56H1ZM3 55V56H4ZM105 55V54H104ZM107 55V57H109L108 56V54H106ZM106 55L104 56V57H101L102 55H100V57H98L99 59H101V58H107L106 57ZM133 55V54H132ZM131 55V56H132ZM135 55L134 56H132V57H135ZM200 55V54H199ZM52 56V55H51ZM87 56V55H86ZM130 56V57H131ZM117 56H115V59H117L116 58ZM131 57V58H132ZM177 57V56H176ZM241 57V56H240ZM111 58V57H110ZM110 58H108V59H110ZM182 58V57H181ZM198 58V57H197ZM221 58V57H220ZM9 59H11V58H9ZM84 59V60H83ZM173 59H175V58H173ZM112 60V59H111ZM227 60V59H226ZM236 60V59H235ZM109 61V60H108ZM113 61V60H112ZM112 61H109V62H111V64H113L112 63ZM132 61V60H131ZM173 61V60H172ZM78 62V61H77ZM90 61H89V59H87V60H85V58H82V62L80 63V62H78V63H80L79 64V67H80V70H81V68L82 69H84V71L87 69V72H88V68H85L87 65H88V63H89ZM94 62V61H93ZM99 62V61H98ZM114 62H115V60H114ZM192 62V61H191ZM236 62V61H235ZM240 62V61H239ZM8 63V62H7ZM50 63H52V62H50ZM78 63H76V64H78ZM102 63V62H101ZM180 63V62H179ZM96 64V63H95ZM110 64V63H109ZM110 64V65H111ZM115 64V63H114ZM184 64H185V62H184ZM187 64V63H186ZM189 64V63H188ZM187 64V65H188ZM212 64V63H211ZM47 65V64H46ZM97 65H98V63H97ZM109 65V66H110ZM75 66V65H74ZM74 66H72V67H74ZM115 66V65H114ZM158 66V65H157ZM207 66V65H206ZM230 66V65H229ZM76 67V66H75ZM74 67V68H75ZM98 67V66H97ZM96 67V68H97ZM105 67V66H104ZM103 67V69H105V71L107 70L108 71V69L105 67L104 68ZM112 67H113V65L111 66V68L109 67V69H112ZM137 67V66H136ZM179 67V66H178ZM219 67V66H218ZM96 68H94V70H96ZM257 68H259V67H257ZM250 69V70H251ZM72 70H75V69H72ZM79 70V69H78ZM94 70L92 71V73H90V70H89V73H90V75H88V77L86 78V79H84V80H86L85 81V83L83 84V86L81 87V92H80V94H81V96H83L84 98L86 97V96H88V99H91V98H89L91 95H92V88H96L97 87V84H96V87L94 86L95 84H94V79H95V74L97 73V72H95V74H94ZM98 70H100L99 68H98ZM97 70V71H98ZM128 70V69H127ZM130 70V69H129ZM128 70V71H129ZM213 70V69H212ZM227 70H228V67H227ZM263 70V69H262ZM106 71V72H107ZM126 71V70H125ZM128 71H127V73H128ZM207 71V70H206ZM254 71V70H253ZM258 71H260V70H258ZM50 72V71H49ZM81 72V71H80ZM79 71H76V75L74 74V77H73V75L71 76V79H76V77L75 76H77L79 73H80ZM83 72V71H82ZM87 72H85L84 73V75H86V74H89V73H87ZM103 72V71H102ZM109 72V71H108ZM182 72V71H181ZM151 73H152V71H151ZM206 73V72H205ZM225 73V72H224ZM51 74V73H50ZM55 74V73H54ZM58 74V73H57ZM105 74V73H104ZM172 74V73H171ZM219 74V73H218ZM223 74V73H222ZM52 75H53V73H52ZM84 75H83V77H84ZM113 77H114V75L113 74H111ZM110 75V78L112 77ZM129 75V74H128ZM163 75H164V73H163ZM252 75V74H251ZM257 75H259V73L257 74ZM58 76V75H57ZM87 76V75H86ZM85 76V77H86ZM102 76H103V73H102ZM73 77V78H72ZM127 77V76H126ZM44 78V77H43ZM104 78V77H103ZM106 78V77H105ZM180 78V77H179ZM71 79H70V82H69V84L71 83V82H74V80H72L71 81ZM96 79H98V76L96 77ZM95 79V80H96ZM102 79V78H101ZM130 79V78H129ZM177 78H175L174 80H176ZM216 79V78H215ZM45 80V79H44ZM98 80H100V79H98ZM98 80H96V81H98ZM181 80V79H180ZM218 80V79H217ZM101 81V80H100ZM100 81H98V83L100 82ZM166 81V80H165ZM242 81V80H241ZM240 81V82H241ZM256 81V80H255ZM260 81V80H259ZM259 81H258V83H259ZM181 82V81H180ZM214 82H216V81H214ZM239 82V83H240ZM243 82V81H242ZM248 82V81H247ZM251 82V81H250ZM249 82V83H250ZM260 82H262V81H260ZM82 83V82H81ZM97 83V82H96ZM169 83V82H168ZM211 83V82H210ZM245 83V82H244ZM252 83V82H251ZM257 83V82H256ZM255 83V84H256ZM35 84V83H34ZM167 84V83H166ZM173 84V83H172ZM175 84V83H174ZM180 84V83H179ZM208 84V83H207ZM43 85V84H42ZM45 85H47V84H45ZM99 85V84H98ZM176 85H177V83H176ZM182 85V84H181ZM184 85V84H183ZM239 85H241V84H239ZM238 85V86H239ZM249 85V84H248ZM260 85H262V84H260ZM259 84L257 85L258 87L260 86ZM29 86H32V84L30 85L29 84ZM44 86V85H43ZM166 86V85H165ZM169 86H171V84L169 85ZM256 86V87H257ZM35 87V86H34ZM44 87H46V86H44ZM108 87V86H107ZM148 87V86H147ZM255 87V86H254ZM22 88H24V87H21V91H22ZM30 88V87H29ZM40 88V87H39ZM165 88V87H164ZM253 88V87H252ZM251 88V89H252ZM20 89V88H19ZM33 89V88H32ZM41 89V88H40ZM97 89H98V87H97ZM103 89V88H102ZM154 89V88H153ZM157 89V88H156ZM209 89H211V87L209 88ZM255 89V88H254ZM253 89V90H254ZM259 89V88H258ZM257 89V90H258ZM29 90H31V89H29ZM28 89H27V91H29ZM80 90V89H79ZM237 90V89H236ZM238 90H240V87L238 88ZM247 90V92H248V89H246ZM245 90V91H246ZM26 91V92H27ZM97 91V90H96ZM95 91V92H96ZM161 91V90H160ZM207 91V90H206ZM206 91H205V93H206ZM256 91V90H255ZM255 91H254V93H255ZM260 91V90H259ZM264 91V90H263ZM261 92V94H263L264 92ZM31 93H32V90L30 91ZM94 92V91H93ZM98 92V91H97ZM96 92V93H97ZM207 92H209V91H207ZM236 93H237V91H235ZM242 91H239V93L238 94H240ZM247 92H244V93H246V95H247ZM28 93V92H27ZM78 93V92H77ZM98 93H100V92H98ZM97 93V94H98ZM199 93H200V91H199ZM231 94L230 95H232V90H231V92H230ZM252 93H253V91H252ZM251 93V94H252ZM38 94H39V92H38ZM41 94V93H40ZM79 94V95H80ZM90 94V95H89ZM96 94V96H98ZM153 94V93H152ZM201 94L199 95V96H201ZM250 94V95H251ZM256 94V93H255ZM254 94V95H255ZM260 94V98H259V100L261 99V95ZM197 95V94H196ZM228 95H229V93H228ZM230 95H229V98H230ZM241 95V94H240ZM243 95V94H242ZM257 95H258V92H257ZM27 96H29V94L27 95ZM39 96V95H38ZM95 95H93V96H91V97H93V99H94V97H96ZM141 96V95H140ZM198 96V97H199ZM208 96H209V98H208ZM233 96V95H232ZM236 96V95H235ZM239 96V95H238ZM237 96V97H238ZM82 97V98H83ZM197 97V98H198ZM237 97H235V99H239V98H237ZM240 97V96H239ZM242 97V96H241ZM240 97V98H241ZM249 97V96H248ZM248 97H247V99H248ZM257 97H256V95H255V100L257 99ZM83 98V99H84ZM193 98V97H192ZM209 99V103L207 102L208 101V99ZM227 98H228V96H227ZM228 98V99H229ZM243 98V97H242ZM241 98V99H242ZM250 98L252 99V95L250 96ZM262 98H264V97H262ZM27 99V98H26ZM96 99H98L97 97L93 100V103H95L94 101L96 100ZM104 99V98H103ZM127 99V98H126ZM149 99V98H148ZM151 99V98H150ZM187 99V98H186ZM191 99V98H190ZM228 99H226V101H228L229 102V100ZM246 99V100H247ZM224 100V99H223ZM232 100H233V102H234V105H236L237 106V103H239V101L237 102V103H235V101H234V99H232L231 98V103H232ZM40 101V100H39ZM83 101H85V100H83ZM119 101V100H118ZM140 101V100H139ZM222 101V100H221ZM220 101V102H221ZM252 101H254V99H252ZM257 101H258V99H257ZM262 101L263 100H260V102L262 103ZM86 102H88V105L89 104H91V102H92V100H91V102H90V100H87ZM90 102V103H89ZM137 102V101H136ZM211 102V103H210ZM240 102H241V100H240ZM244 102V101H243ZM242 102V103H243ZM248 102H250V101H248ZM247 102V103H248ZM259 102V103H260ZM24 103H25V101H24ZM85 102H83V104H84ZM92 103V104H93ZM96 103H98L97 101H96ZM139 103V102H138ZM183 103H185V102H183ZM187 103V102H186ZM208 103V104H207ZM231 103H229L230 105H231ZM241 103V104H242ZM256 103V101H254V104ZM250 104V103H249ZM263 104V103H262ZM80 105H81V107H80ZM79 105V107L78 108H82L83 109V105H82V103ZM85 105H87V104H85ZM85 105H84V107H85ZM98 105V104H97ZM104 105V104H103ZM182 105H184V104H182ZM186 105V104H185ZM207 105L209 106V107H207ZM233 104H232V106L231 107H233L234 106ZM243 106H245V105H247L245 102H244V104H242ZM256 105H257V103L255 104V106L254 107H256ZM34 106V105H33ZM78 106V105H77ZM145 106V105H144ZM235 106V108H234V110L235 111H237V113L236 114H238L239 112H240V110L238 111L237 109H238V107H239V105H238V107H236ZM242 106V107H243ZM248 106V105H247ZM246 106V107H247ZM250 106H251V104H250ZM89 107V106H88ZM87 106L85 107V110H86V108H88ZM141 107V106H140ZM139 107V108H140ZM161 107V106H160ZM182 107V106H181ZM242 107H239V108H242ZM253 107V106H252ZM253 107V108H254ZM31 108V107H30ZM95 107H93V109H94ZM97 108V107H96ZM138 108V109H139ZM180 107H178V109H179ZM251 108V107H250ZM252 108V109H253ZM258 108V107H257ZM257 108H255V109H257ZM82 109H80V110H82ZM118 109V108H117ZM154 109V108H153ZM156 109H159V108H156ZM255 109H253V110H255ZM78 111H79V109H77ZM159 110H161V108L159 109ZM244 110V109H243ZM250 110V112H251V109H249ZM249 110H247L246 111V109L244 110V112L246 111V112H248ZM252 110V111H253ZM77 111V112H78ZM92 111V110H91ZM125 111V110H124ZM147 111V110H146ZM145 111V112H146ZM155 111H157V113H158V110H155ZM80 112V111H79ZM84 111L82 110V113H83ZM95 112H98L97 110L95 111ZM122 112V111H121ZM134 112V111H133ZM135 112H137V111H135ZM144 112V114H146ZM149 112V111H148ZM148 112H147V115H149L148 114ZM150 112H152V110L150 111ZM243 112V111H242ZM243 112V113H244ZM249 112V114H250V116H252V114ZM94 113V112H93ZM112 113V112H111ZM198 113H200V114H198ZM91 114H92V112H91ZM96 114V113H95ZM98 114V113H97ZM127 114V113H126ZM152 114V113H151ZM245 114V116H244V118H239V120H238V118H237V122H235V125H233V127H229V128H231L230 129V133L233 135L232 137H234V138H236V145H237V148H236V153H235V155H234V158H233V160L232 161H230V162H228V164H227V167H226V171H225V176H224V179H223V181L221 182V183H212V182H209V184L206 186L207 188H206V192L204 193V195H199L198 194V192H199V190L196 188V186H193V187H190V189L185 193V195H184V197H182V204L183 205H185L186 206V210H183V211H180V212H182L181 214H187L188 212H190L191 214H192V217H191V219L194 221V222H197V233H198V235H199V237L200 238H204L205 237V235L206 234H208L209 233V231L210 230H213L212 228L214 227V226H220L221 227V225H224L225 224V226H227L226 224L227 223H229V222H231V221H234L239 215H242L244 212H245V210L249 207V203H250V201H251V198H254V200H260V198H261V190H262V185H263V183H264V106L262 107V109H259V110H257V111H255V113H254V118L252 117V119H251V117L249 116V117H247V115H246V113H244ZM78 115V114H77ZM113 115V114H112ZM240 115V114H239ZM239 115H237L238 117H239ZM243 115V114H242ZM241 115V116H242ZM90 116V115H89ZM124 116H125V114H124ZM146 116V115H145ZM198 116H197V118H198ZM70 117V116H69ZM72 117V116H71ZM71 117H70V119H71ZM215 117H217V116H215ZM214 117V118H215ZM233 117V116H232ZM90 118H91V116H90ZM95 118V117H94ZM106 118V117H105ZM140 118H142V117H140ZM192 120H191V119ZM196 118V117H195ZM194 118V119H195ZM200 118H198V119H200ZM213 118V119H214ZM68 119V121H70L69 120V118H67ZM79 119V118H78ZM92 119H93V117H92ZM98 119V118H97ZM119 119V118H118ZM131 119V118H130ZM174 119H176V118H174ZM232 119V118H231ZM234 119H236V116H235V118ZM85 120V119H84ZM87 120H88V118H87ZM100 120V119H99ZM143 120V119H142ZM155 120V119H154ZM197 120V119H196ZM203 120V119H202ZM202 120H200V121H198V122H202ZM218 120V119H217ZM90 121V120H89ZM107 121V120H106ZM195 122L194 123V125L192 124L193 122ZM231 121V120H230ZM234 121H236V120H234ZM234 121H231V122H234ZM63 122L64 123H66L67 124V121L65 120L64 121V119H63ZM80 122H82V120H80ZM79 122V123H80ZM88 122V121H87ZM87 122H85V123H87ZM91 123L93 122L92 120L90 121ZM89 122V123H90ZM97 122V121H96ZM101 122V121H100ZM112 122V121H111ZM141 122V121H140ZM215 122V121H214ZM217 122V121H216ZM215 122V123H216ZM79 123H78V125H79ZM149 123H151V122H149ZM160 123V122H159ZM175 123V122H174ZM253 123H255V124H253ZM132 124V123H131ZM214 124V123H213ZM212 124V125H213ZM230 123H228V125H229ZM83 125V124H82ZM110 125V124H109ZM148 125V124H147ZM172 125H173V123H172ZM199 125V124H198ZM211 125V126H212ZM97 126H99L98 125V122H97V125H96V123L94 124H92V126H89V127H92V131H90V132H92V134H94L95 133V131H96V128H98ZM115 126V125H114ZM132 126H133V124H132ZM131 126V127H132ZM144 126V125H143ZM209 126V125H208ZM218 126V125H217ZM217 126H215V127H217ZM231 126V125H230ZM78 127H80V126H78ZM83 127V126H82ZM81 127V128H82ZM175 127V126H174ZM215 127H212V128H215ZM219 127V126H218ZM227 127V126H226ZM226 127H225V129H226ZM256 128V129H254V130H252V128ZM135 128V127H134ZM179 128H181L180 126H178V130H179ZM195 128V129H196ZM220 128V127H219ZM77 129V128H76ZM90 129V128H89ZM133 129V128H132ZM154 129V128H153ZM157 129V128H156ZM217 129V128H216ZM224 129V130H225ZM209 130V129H208ZM222 130V129H221ZM221 130H220V132H221ZM72 131H74V130H72ZM77 131H78V129H77ZM80 131L81 130H79V132H78V135L77 136H79V133H80ZM133 131V130H132ZM176 131H177V129H176ZM83 131H81V133H82ZM90 132H88V133H90ZM178 132V131H177ZM216 132V131H215ZM45 133H47L46 135L48 136L49 135V131L47 132H45ZM44 133V134H45ZM75 133V132H74ZM80 133V134H81ZM85 133V132H84ZM84 133H83V135H82V137H84L85 138V136H84ZM126 133V132H125ZM129 133V132H128ZM132 133V132H131ZM136 133H137V131H136ZM135 133V134H136ZM145 133V132H144ZM148 133V132H147ZM154 133V132H153ZM209 132L207 131V134H208ZM210 133H212V131L210 132ZM219 133V132H218ZM217 133V135H219ZM226 133H228V132H226ZM225 133V134H226ZM39 134V133H38ZM40 134H41V132H40ZM73 134V133H72ZM91 134V133H90ZM96 134H98V133H96ZM96 134H95V136H96ZM161 134V133H160ZM214 134L215 133H213V135L211 134V136H212V140H213V138L215 137L214 136ZM220 134H222V133H220ZM36 135H37V133H36ZM45 135V136H46ZM75 135L76 134H74V135H72V137L74 136L75 137ZM88 135V134H87ZM204 135H206V134H204ZM203 135V136H204ZM217 135H216V137H217ZM45 136H44V138H45ZM71 136V135H70ZM77 136L75 137V138H77ZM134 136V135H133ZM149 136H151V135H149ZM153 136V135H152ZM214 136V137H213ZM225 136V135H224ZM223 136V134L221 135V137H224ZM81 137V136H80ZM82 137L80 138V139H82ZM88 137V136H87ZM85 138V139H87L88 141H89V139L88 138ZM141 137H142V135H141ZM159 137V136H158ZM170 137V136H169ZM168 137V138H169ZM220 137V136H219ZM232 137H231V140H232ZM71 138V137H70ZM83 138V140H84V142L86 141L85 139ZM90 138V137H89ZM94 138V137H93ZM92 138V139H93ZM97 138H98V136H97ZM144 139H143V141H141V142H146V138H147V136L146 137H143ZM162 138V137H161ZM174 139L176 138V139H178L177 138V136L176 137H173ZM207 138H209V137H207ZM206 138V142H208L207 139ZM211 138V137H210ZM226 138V137H225ZM78 140V142L79 141H81V140ZM120 139V138H119ZM118 139V140H119ZM149 140H150V138H148ZM160 139V138H159ZM201 139H203L202 137H201ZM219 139V138H218ZM72 140V139H71ZM117 140V139H116ZM129 140V139H128ZM173 140V139H172ZM211 140V139H210ZM209 140V141H210ZM215 140H216V138H215ZM223 140H224V138H223ZM230 140V141H231ZM234 140V139H233ZM74 141V140H73ZM72 141V143H74L73 145H75V143L77 144V146L79 147V143H77V141H76V139H75V141L76 142H73ZM92 141V140H91ZM95 141H98L97 139L95 140ZM112 141V140H111ZM174 141V140H173ZM203 141V140H202ZM214 141V140H213ZM219 141H221L220 139H219ZM230 141H229V143H230ZM69 142V141H68ZM82 142V141H81ZM139 143H137V144H140V145H143L144 143H141L140 142V139H139V141H138ZM162 142V141H161ZM160 142V143H161ZM164 142H162V144H164V145H167V143L165 144ZM204 142V141H203ZM202 142V143H203ZM211 142V141H210ZM215 142V141H214ZM217 142V141H216ZM222 143L224 142L225 143V141H221ZM228 142V141H227ZM86 143V142H85ZM90 143V142H89ZM92 143H94V142H92ZM91 143V144H92ZM96 143V142H95ZM94 143V144H95ZM130 143V142H129ZM205 143V142H204ZM204 143H203V146H202V149L204 148L205 149V151L208 149V148H210L211 147V144H206L205 143V145H204ZM212 143V142H211ZM218 143H220V142H218ZM217 143V144H218ZM221 143V144H222ZM224 143L222 144V146L224 145ZM82 144V143H81ZM88 144V143H87ZM87 144H86V146H87ZM146 144V143H145ZM144 144V145H145ZM170 144V145H169ZM216 144V145H217ZM220 144V145H221ZM226 144V143H225ZM89 145V144H88ZM113 145V144H112ZM159 145V147L160 146H162V145H160V144H158ZM163 145V146H164ZM200 145V144H199ZM202 145V144H201ZM213 145H215L214 143L212 144V146ZM92 146H94V145H92ZM162 146V147H163ZM219 146V145H218ZM218 146H215L214 147V149L215 148H217ZM221 146V147H222ZM71 147V146H70ZM108 147V146H107ZM136 147V146H135ZM224 147V146H223ZM53 148V147H52ZM73 148H75V147H73ZM77 148V147H76ZM81 148H83L84 149V147H81ZM88 148V147H87ZM134 148V147H133ZM132 148V149H133ZM152 148V147H151ZM151 148H149V149H151ZM198 148V147H197ZM65 149V147L63 148V150ZM71 149V148H70ZM80 149V148H79ZM78 149V150H79ZM93 149H94V147H93ZM131 149V150H132ZM143 149V148H142ZM154 149V148H153ZM212 148H210V150H211ZM213 149V150H214ZM219 149H221V148H219ZM219 149L217 148V150L215 149V151L217 152H219ZM51 150V149H50ZM66 150H67V148H66ZM72 150V149H71ZM74 150V149H73ZM72 150V152L74 153V151ZM76 150V149H75ZM89 150H90V148H89ZM95 150V149H94ZM100 150V149H99ZM155 150V149H154ZM212 150V151H213ZM70 150L68 149V152H69ZM86 151H87V149H86ZM93 151V150H92ZM91 151V152H92ZM208 151V150H207ZM221 151V150H220ZM68 152H67V154H68ZM71 152V151H70ZM69 152V153H70ZM80 152V151H79ZM83 152H85V151H83ZM192 152V151H191ZM190 152V153H191ZM201 152V151H200ZM209 152V151H208ZM207 152V153H208ZM211 152V151H210ZM215 152V153H216ZM217 152V153H218ZM62 153V152H61ZM76 153V152H75ZM74 153V154H75ZM77 153H78V151H77ZM203 153V154H202ZM200 155L201 156H199V159L198 160H201L200 158H205V156L206 155H209V154H205L204 153V151L202 152ZM214 153V154H215ZM220 153V152H219ZM229 153V152H228ZM66 154V155H67ZM106 154V153H105ZM115 154V153H114ZM124 154V153H123ZM117 154V155H115L114 156V158H112V160L114 159V160H119V162H121V160H126L127 158H124V156L126 157V155L124 154ZM221 154V153H220ZM69 155H71V154H69ZM76 155V154H75ZM132 155V154H131ZM196 155H197V153H196ZM213 154L211 153V156L210 157H214V156H212ZM219 155V154H218ZM223 154H221L220 156H222ZM227 155V154H226ZM88 156V155H87ZM179 156H180V158H179ZM192 156H194V155H192ZM191 156V157H192ZM198 156V155H197ZM197 156H195L196 158H197ZM60 157V156H59ZM71 157H72V155H71ZM89 157V156H88ZM207 158H208V156H206ZM223 157H224V155H223ZM222 157V158H223ZM230 157V156H229ZM78 158H80V157H78ZM206 158V159H207ZM83 159V158H82ZM102 159V158H101ZM194 159V158H193ZM209 159V158H208ZM208 159H207V161H208ZM211 159V158H210ZM216 159V158H215ZM220 159V158H219ZM41 160V159H40ZM48 160V159H47ZM46 160V161H47ZM65 160V159H64ZM69 159H67V161H68ZM103 160H105V159H102V161ZM113 160V161H114ZM212 160V159H211ZM226 160V159H225ZM63 161V160H62ZM66 161V162H67ZM70 161V160H69ZM93 161V160H92ZM102 161H100V158H99V161L97 160V166H99V167H97V166H95V169H96V167L97 168H100L101 166H102V164L104 163V164H107V163H105V161H103V163H101ZM107 162H109L110 160H106ZM113 161H110V162H112L113 163ZM129 161V160H128ZM191 161V160H190ZM190 161H188V163L190 162ZM195 161H196V159H195ZM195 161H194V163H195ZM202 161V160H201ZM204 161H206V160H204ZM219 161H221V160H219ZM222 161H224V160H222ZM221 161V162H222ZM64 162V161H63ZM79 162V161H78ZM119 162H117V163H119ZM127 162V161H126ZM150 162H151V160H150ZM199 162V161H198ZM197 161H196V163H198ZM209 162V161H208ZM207 162V163H208ZM214 161H212L211 162V164L210 165H214V163H213ZM69 163V162H68ZM92 163V162H91ZM112 163H109V165H111ZM116 163V164H117ZM173 163V164H174ZM192 163V162H191ZM195 163V165L197 166V164ZM210 163V162H209ZM208 163V164H209ZM226 163V162H225ZM30 164V163H29ZM51 164V163H50ZM62 164H64V163H62ZM83 164V163H82ZM81 164V165H82ZM95 164H96V162H95ZM127 164V163H126ZM129 164V163H128ZM132 164V163H131ZM180 164V163H179ZM204 164V162L202 163V165ZM208 164L206 165V166H208ZM61 165V164H60ZM85 165V164H84ZM84 165H82L83 167H84ZM167 165V166H168ZM216 165H218L217 163H216ZM224 165V164H223ZM81 166V167H82ZM113 166H114V164H113ZM113 166H110L109 168H107L108 170L110 169V171H112V169L113 168H111V167H113ZM127 166V165H126ZM162 166V165H161ZM173 165L171 164L170 165V168L172 167ZM186 166V165H185ZM188 166V165H187ZM187 166H186V168H187ZM215 166V165H214ZM214 166L212 167V171L213 172H215L214 171ZM225 166V165H224ZM39 167V166H38ZM63 167L64 166H60L58 169H60V168H62L63 169ZM86 167V166H85ZM175 167V166H174ZM173 167V168H174ZM176 167H178L177 165H176ZM184 167V166H183ZM189 168L191 167L190 165L188 166ZM199 167V166H198ZM202 167V166H201ZM201 167L200 168H197L196 167V170L197 169H201ZM204 167V166H203ZM216 167V166H215ZM67 168V167H66ZM89 168V167H88ZM103 168H104V166H103ZM102 167H101V169H103ZM161 169V171L159 170L158 171V169ZM170 168H168V169H170ZM172 168V169H173ZM189 168H187V169H189ZM195 167H193V169H194ZM207 168V167H206ZM217 168H218V170L220 169L218 166H217ZM83 169V168H82ZM172 169H170V170H167V171H171ZM175 170L176 169H178L179 170V168H174ZM183 169H185V168H183ZM186 169V170H187ZM203 169H205V168H203ZM208 170L210 169L209 168V166H208V168H207ZM216 169V168H215ZM97 170H99V169H97ZM104 170V169H103ZM102 170V171H103ZM106 170V169H105ZM107 170V171H108ZM157 170V172H154V171H156ZM166 170V169H165ZM202 170V169H201ZM206 170V169H205ZM221 170V169H220ZM219 170V171H220ZM59 171V170H58ZM92 171V170H91ZM166 171V172H167ZM172 171H174V170H172ZM219 171H216L215 173H214V175H218V173H219ZM109 172V171H108ZM107 172V173H108ZM117 172V171H116ZM165 172V173H166ZM183 172V171H182ZM194 172H196L195 170H194ZM193 172V173H194ZM208 172V171H207ZM210 172V171H209ZM218 172V173H217ZM57 173V172H56ZM106 173V172H105ZM104 173V174H105ZM169 173V172H168ZM171 173V172H170ZM172 173H174L175 174V171L174 172H172ZM178 173V172H177ZM202 174H204L205 172H204V170L201 172ZM198 174V173H197ZM200 174V173H199ZM211 174V172L209 173V175ZM101 175V174H100ZM165 175V174H164ZM172 175V174H171ZM171 175L169 176V179H170V177H171ZM181 175V174H180ZM194 175V174H193ZM192 175V176H193ZM56 176V175H55ZM105 176L106 177H108L106 174H105ZM196 176H198V175H196ZM89 177V176H88ZM105 177V178H106ZM133 177V176H132ZM131 177V178H132ZM166 177H167V175H166ZM172 177H173V175H172ZM181 177V176H180ZM180 177H179V179H180ZM195 177V176H194ZM200 177H201V175H200ZM207 177H208V174H207ZM216 177V176H215ZM198 178V177H197ZM203 178V177H202ZM14 179V178H13ZM87 179V178H86ZM104 179V178H103ZM122 179V178H121ZM164 179H166V178H164ZM163 179V180H164ZM168 179V178H167ZM166 179V182L168 183V180ZM185 179H186V177H185ZM194 179H196V178H194ZM199 179V178H198ZM215 179V178H214ZM213 178H212V180H214ZM219 179V178H218ZM84 180V179H83ZM124 180V179H123ZM142 180H143V178H142ZM171 180V179H170ZM178 180V179H177ZM206 180V179H205ZM51 181H52V179H51ZM99 181V180H98ZM202 181H203V179H202ZM53 182V181H52ZM51 182V183H52ZM205 182V181H204ZM204 182H203V184H204ZM111 183V182H110ZM180 183V182H179ZM55 184V183H54ZM77 184V183H76ZM108 184V183H107ZM106 184V185H107ZM116 184V183H115ZM181 184V183H180ZM109 185V184H108ZM171 185V184H170ZM80 186V185H79ZM82 186V185H81ZM114 185H111V186H109L108 188H107V190L109 191V190H111V188L113 187ZM190 186V185H189ZM75 187H76V185H75ZM104 187V186H103ZM107 187V186H106ZM114 187H116V186H114ZM50 188H51V186H50ZM53 188V187H52ZM71 188V187H70ZM94 188V187H93ZM204 188V187H203ZM202 189V188H201ZM96 190V189H95ZM107 190H105V191H107ZM203 190V189H202ZM44 191H46L45 189H44ZM52 190L50 189V193H47L46 194V197H44L43 196V198L45 199H47V200H49V199H52L53 197V199H55L56 197H58V196H56V192H55V190H53L52 192H51ZM118 191V190H117ZM36 192V191H35ZM47 192V191H46ZM45 192V193H46ZM86 192V191H85ZM84 192V193H85ZM124 192V191H123ZM10 193V192H9ZM74 193V192H73ZM113 193H115V195H116V193L117 192H113ZM67 194V193H66ZM45 195V194H44ZM63 195V194H62ZM73 194H71V196H72ZM76 195V194H75ZM75 195H73V197H75V200L76 199H78V198H82V197H84V196H80V195H82V193H79L78 195V197L77 196H75ZM114 195V196H115ZM125 195V194H124ZM175 195V194H174ZM261 195V196H260ZM56 196V197H55ZM61 196V195H60ZM85 196H87V195H85ZM4 197V196H3ZM69 198H70V196H68ZM67 197V198H68ZM121 197V196H120ZM65 198V197H64ZM69 198H68V200H69ZM71 199H73V198H71ZM97 199V198H96ZM65 200V201H64ZM68 200H66V199H63V201L64 202H68ZM74 200V199H73ZM73 200H69V202L70 201H73ZM109 200H111L110 198H109ZM108 200V201H109ZM51 201V200H50ZM61 202V204L63 205V207L64 206H66L67 205V203H66V205H65V203H62L63 201H61V200H58V202L56 201L55 202V204H57V205H59L60 204V202ZM77 202H78V200H76ZM80 201V200H79ZM107 201V202H108ZM126 201V200H125ZM68 202V203H69ZM105 203V207H104V209H103V213L105 214V213H109L110 212V208L109 207H111L112 205H109V203ZM43 203V205L45 204V203H47L46 201H45V203H44V201L42 202ZM73 205H74V203L73 202H71ZM36 204V203H35ZM70 204V203H69ZM72 204H70L69 206H72ZM126 204V203H125ZM124 204V205H125ZM223 204H225L226 205V208H223L222 210H216L217 208H219L220 206H222ZM258 204V203H257ZM40 205V204H39ZM46 205V204H45ZM56 205V207L58 208V206ZM61 205V206H62ZM107 205V206H106ZM51 206H54V204H52ZM50 206V208H55V207H51ZM60 206V205H59ZM75 206V205H74ZM104 206V205H103ZM102 207V206H101ZM259 207V215H262V221H261V225H260V227L258 228V229H256L255 231H254V233L251 235V237L247 240V242L245 243V245H244V247H243V249L242 250H240L239 252H235V253H233V254H231V255H229V259H230V262H229V264H264V205H261V206H258ZM39 208H42V207H39ZM122 208V207H121ZM34 209V208H33ZM112 209V208H111ZM55 211H54V213L56 212V211H58L59 209H54ZM108 210H109V212H108ZM85 211H87V210H85ZM117 211V212H118ZM111 212H113V211H111ZM211 212V213H210ZM30 213V212H29ZM28 213V214H29ZM102 214V213H101ZM103 214V215H104ZM111 214V213H110ZM216 214V215H215ZM100 215V214H99ZM98 215V216H99ZM103 215H101V216H103ZM107 215V214H106ZM109 215V214H108ZM107 215V216H108ZM209 215H213V217H212V219L211 218H209ZM27 216V215H26ZM45 216V215H44ZM83 216H85V215H83ZM110 216V215H109ZM248 216V215H247ZM89 217V216H88ZM179 217H183V215H179ZM25 218V219H24ZM46 218V217H45ZM61 218H64L63 220L61 219ZM95 218V217H94ZM109 217H107L106 218V220L108 219ZM245 218V217H244ZM92 220V222H93V219H91ZM109 220V219H108ZM107 220V221H108ZM243 220V219H242ZM242 220H241V222H242ZM90 221V220H89ZM88 222V221H87ZM86 222V223H87ZM91 222V223H92ZM93 222V223H94ZM89 223V222H88ZM32 224V223H31ZM95 224V223H94ZM241 224V223H240ZM33 225V224H32ZM88 225V224H87ZM93 225V224H92ZM30 227L29 228V230L28 231H26L27 230V227ZM78 226V225H77ZM80 226V225H79ZM102 227V226H101ZM104 227V226H103ZM186 227V226H185ZM76 228V227H75ZM80 228V227H79ZM231 228V227H230ZM100 230H101V228H100ZM103 230V229H102ZM172 233H171V235L169 236V238H168V240L169 241H171V242H173L174 240H177L178 238H179V236H180V232H179V229H178V227H173L172 228ZM191 231V230H190ZM194 231V230H193ZM192 231V232H193ZM216 231V230H215ZM231 231V230H230ZM99 232H97V234L99 233ZM184 232H185V230H184ZM211 232H213V231H211ZM210 232V233H211ZM67 233V232H66ZM76 233V232H75ZM229 234V233H228ZM24 235V234H23ZM99 235H101V234H99ZM98 235V236H99ZM235 235V234H234ZM67 236V235H66ZM71 235L69 234V240L67 239V241L70 243V238H72V236L70 237ZM60 237V239H58ZM100 237V236H99ZM184 237V236H183ZM228 237V236H227ZM74 238H76V237H74ZM65 239H66V237H65ZM244 239V238H243ZM57 240H59L60 241V244H58L59 243V241L57 242ZM72 240V239H71ZM76 240V239H75ZM88 240V241H87ZM180 240V239H179ZM227 240H228V238H227ZM89 241H91V243L89 242ZM73 242V241H72ZM71 242V244L73 245L75 242H76V244H77V241H75L74 243H72ZM88 243H90L91 244V246H89L88 245ZM220 243V240L218 239L217 240V242L215 243V245L214 246H210L207 250H206V257L204 258V260L201 262V263H199V264H217L218 263V260H219V250L217 249V247H216V245L217 244H219ZM226 243H228L229 244V242H226ZM11 245V248H12V250H11V252L8 254V255H5V253H4V251H3V247H5V249H6V247H7V245ZM70 244V245H71ZM159 244V243H158ZM93 245V246H92ZM76 246V247H75ZM225 246H226V244H225ZM224 245H223V248L225 247ZM156 247V246H155ZM175 248V247H174ZM179 248V247H178ZM239 250V249H238ZM157 253V252H156ZM174 253V252H173ZM148 254V253H147ZM153 254V253H152ZM155 254V253H154ZM203 255H204V253H203ZM173 257H174V254H172L169 258H168V263L167 264H170L171 262H172V260H173ZM146 259V258H145ZM161 259V258H160ZM75 260H77L75 263H74V261ZM150 263V262H149Z\"/></svg>",
	"mask_w": 264,
	"mask_h": 264
}]
</instances>
